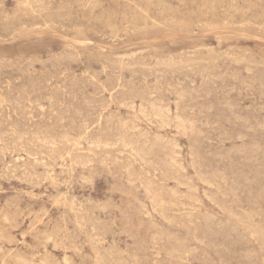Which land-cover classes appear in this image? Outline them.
I'll list each match as a JSON object with an SVG mask.
<instances>
[{
    "label": "rangeland",
    "instance_id": "rangeland-1",
    "mask_svg": "<svg viewBox=\"0 0 264 264\" xmlns=\"http://www.w3.org/2000/svg\"><path fill=\"white\" fill-rule=\"evenodd\" d=\"M0 264H264V0H0Z\"/></svg>",
    "mask_w": 264,
    "mask_h": 264
},
{
    "label": "bare ground",
    "instance_id": "bare-ground-1",
    "mask_svg": "<svg viewBox=\"0 0 264 264\" xmlns=\"http://www.w3.org/2000/svg\"><path fill=\"white\" fill-rule=\"evenodd\" d=\"M202 5V4H201ZM169 9V8H168ZM158 12V11H157ZM158 14V13H157ZM149 17V16H148ZM165 17V16H164ZM172 19H174V17H172ZM149 20H151V19H149ZM165 20V19H164ZM231 20V19H230ZM210 21V20H209ZM204 22V21H203ZM213 22V21H212ZM141 23H144V25H145V22H141ZM150 23H151V21H150ZM198 23V22H197ZM208 24L210 23V22H207ZM152 24V23H151ZM211 24V23H210ZM209 24V25H210ZM220 24V23H219ZM237 24V23H236ZM131 25V24H130ZM143 25V26H144ZM214 25V24H213ZM212 25V26H213ZM223 25V24H222ZM163 26V25H162ZM166 26V25H165ZM203 26V25H202ZM211 26V25H210ZM38 27V26H37ZM48 27V26H47ZM139 27V26H138ZM142 27V26H141ZM204 27V26H203ZM214 27V26H213ZM170 28V27H169ZM194 28V27H193ZM216 28V27H215ZM214 28V29H215ZM172 29V28H171ZM200 29V28H199ZM217 29V28H216ZM135 30H136V28H135ZM218 30V29H217ZM222 30V29H221ZM193 31V30H192ZM210 31V30H209ZM127 32V31H126ZM179 32V31H178ZM222 36H224V35H222ZM230 37V36H229ZM83 38V37H82ZM87 40V39H86ZM85 40V41H86ZM225 40V39H224ZM78 41H81V40H78ZM82 42V41H81ZM231 49V48H230ZM234 54V53H233ZM67 95V94H66ZM133 104V103H132ZM175 110V109H174ZM110 115V114H109ZM99 118V117H98ZM180 118V117H179ZM177 119V118H176ZM257 144V143H256ZM175 159V158H174ZM60 163V162H59ZM177 163V162H176ZM119 167V166H118ZM118 191V190H117ZM123 193V192H122ZM130 193V192H129ZM147 210V209H146ZM254 211V210H253ZM248 213V212H247ZM257 216V215H256ZM138 223V222H137ZM134 225V224H133ZM11 227V226H10ZM136 229V228H135ZM149 234H151V233H149ZM8 242V241H7ZM197 242V241H196ZM9 244V243H8ZM145 245V244H144ZM134 247V246H133ZM208 248V247H207ZM7 251V250H6ZM247 257V256H246ZM48 258V257H47Z\"/></svg>",
    "mask_w": 264,
    "mask_h": 264
}]
</instances>
